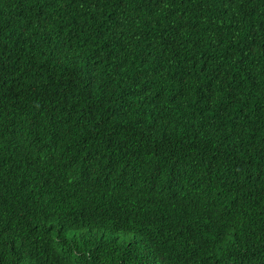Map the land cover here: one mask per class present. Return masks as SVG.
Listing matches in <instances>:
<instances>
[{
  "label": "trees",
  "instance_id": "1",
  "mask_svg": "<svg viewBox=\"0 0 264 264\" xmlns=\"http://www.w3.org/2000/svg\"><path fill=\"white\" fill-rule=\"evenodd\" d=\"M0 264H264V0H0Z\"/></svg>",
  "mask_w": 264,
  "mask_h": 264
}]
</instances>
